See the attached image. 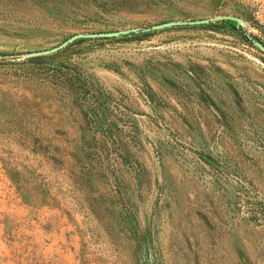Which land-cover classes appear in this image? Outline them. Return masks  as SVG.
I'll list each match as a JSON object with an SVG mask.
<instances>
[{
  "label": "rangeland",
  "instance_id": "1",
  "mask_svg": "<svg viewBox=\"0 0 264 264\" xmlns=\"http://www.w3.org/2000/svg\"><path fill=\"white\" fill-rule=\"evenodd\" d=\"M253 40L264 0H0V264H264Z\"/></svg>",
  "mask_w": 264,
  "mask_h": 264
},
{
  "label": "water",
  "instance_id": "2",
  "mask_svg": "<svg viewBox=\"0 0 264 264\" xmlns=\"http://www.w3.org/2000/svg\"><path fill=\"white\" fill-rule=\"evenodd\" d=\"M226 18H231L239 22L240 24L244 25L245 22L243 19L235 17V16H230L227 15ZM212 18H204V19H195V20H176V21H166L160 24H155L149 27L144 28V30H150V29H160L164 27H169V26H175V25H192V24H200V23H208L211 21ZM131 31H137V28H131V29H124V30H118V31H111V32H96V33H78L75 34L71 37H69L67 40L63 41L61 44L45 49V50H37V51H31L25 54V57H31V56H39V55H45L49 53H53L58 51L59 49L67 46L69 43L72 41L82 38V37H110V36H117L120 34L128 33ZM253 43L257 45L259 48L264 50V44L258 42L257 40H253Z\"/></svg>",
  "mask_w": 264,
  "mask_h": 264
},
{
  "label": "trees",
  "instance_id": "3",
  "mask_svg": "<svg viewBox=\"0 0 264 264\" xmlns=\"http://www.w3.org/2000/svg\"><path fill=\"white\" fill-rule=\"evenodd\" d=\"M227 21H230V20H227Z\"/></svg>",
  "mask_w": 264,
  "mask_h": 264
}]
</instances>
